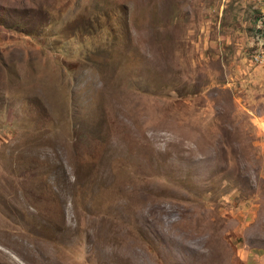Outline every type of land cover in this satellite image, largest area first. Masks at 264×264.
I'll return each instance as SVG.
<instances>
[{
  "label": "rangeland",
  "instance_id": "rangeland-1",
  "mask_svg": "<svg viewBox=\"0 0 264 264\" xmlns=\"http://www.w3.org/2000/svg\"><path fill=\"white\" fill-rule=\"evenodd\" d=\"M263 10L0 0V264L264 253Z\"/></svg>",
  "mask_w": 264,
  "mask_h": 264
},
{
  "label": "built area",
  "instance_id": "built-area-1",
  "mask_svg": "<svg viewBox=\"0 0 264 264\" xmlns=\"http://www.w3.org/2000/svg\"><path fill=\"white\" fill-rule=\"evenodd\" d=\"M263 20L264 18L260 19V21L258 22L257 35L251 47L249 61L252 65L264 68V29L262 22Z\"/></svg>",
  "mask_w": 264,
  "mask_h": 264
},
{
  "label": "crops",
  "instance_id": "crops-1",
  "mask_svg": "<svg viewBox=\"0 0 264 264\" xmlns=\"http://www.w3.org/2000/svg\"><path fill=\"white\" fill-rule=\"evenodd\" d=\"M242 260L245 264H264V253L256 250L249 251L248 253L243 255Z\"/></svg>",
  "mask_w": 264,
  "mask_h": 264
}]
</instances>
